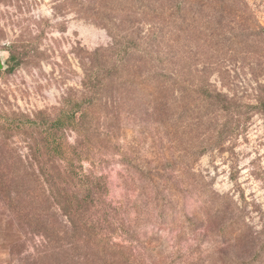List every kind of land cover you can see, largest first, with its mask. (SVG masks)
<instances>
[{"label":"trees","instance_id":"16d2710c","mask_svg":"<svg viewBox=\"0 0 264 264\" xmlns=\"http://www.w3.org/2000/svg\"><path fill=\"white\" fill-rule=\"evenodd\" d=\"M83 3L91 4L85 12L99 6L94 0ZM114 4L118 12L143 14L150 25L148 34H142L135 19L124 27L126 14L116 17L109 29L111 44L90 52L85 60L79 111L21 115L23 143L0 144V201L20 229L38 236L36 254L22 264H264V224L254 231L236 204L218 203L215 195L204 192L198 194L201 207L192 215L158 209L160 200L152 192L144 203L136 204L146 208L147 216L171 218L198 230L197 243L187 252L164 257L158 247L145 245L143 253H135L132 246L114 240L119 227L130 234L134 226L120 217L121 207L106 202V177L84 169V161L96 152L115 149L117 130L134 116L144 115L151 130L168 131L173 141L180 138L178 131L193 127L195 93L227 112L224 92L207 79L194 81L202 70L193 65L192 50L210 46L215 39L230 42L225 34L233 22L230 17L243 19L247 3L116 0ZM70 133L76 136L74 143L68 140ZM127 160L125 152L122 161ZM145 186L157 187L153 177Z\"/></svg>","mask_w":264,"mask_h":264},{"label":"rangeland","instance_id":"374dc122","mask_svg":"<svg viewBox=\"0 0 264 264\" xmlns=\"http://www.w3.org/2000/svg\"><path fill=\"white\" fill-rule=\"evenodd\" d=\"M83 1L0 0V55L5 63L0 69V144L23 143L21 115L79 111L85 60L111 44L109 29L116 17L127 15L124 27L135 19L143 35L150 30L143 14L115 10L116 0H94L99 6L87 12L84 8L91 4ZM246 3L243 19L230 17L232 25L225 31L230 42L215 39L192 50L193 65L202 70L194 81L207 79L224 92L230 99L223 100L227 112L195 93L193 127L178 131L180 138L173 141L168 131L151 130L144 115L134 116L117 130L115 149L84 161V169L106 177V202L121 207L120 217L134 226L130 234L119 227L113 238L135 253H143L146 245L173 257L194 247L199 235L171 218L147 216L146 208H137L149 192L160 200L158 209L185 215L199 211L197 196L208 193L218 203L236 204L254 231L264 224V0ZM75 139L70 133L69 142ZM125 152L127 164L122 161ZM151 177L156 188L145 186ZM37 242L38 236L20 229L0 201V264H22L36 254Z\"/></svg>","mask_w":264,"mask_h":264},{"label":"water","instance_id":"95a60500","mask_svg":"<svg viewBox=\"0 0 264 264\" xmlns=\"http://www.w3.org/2000/svg\"><path fill=\"white\" fill-rule=\"evenodd\" d=\"M3 68H5V63L2 59V56L0 55V69H3Z\"/></svg>","mask_w":264,"mask_h":264}]
</instances>
